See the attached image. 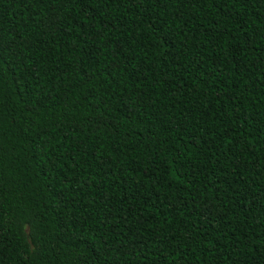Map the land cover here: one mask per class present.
<instances>
[{
  "label": "trees",
  "instance_id": "16d2710c",
  "mask_svg": "<svg viewBox=\"0 0 264 264\" xmlns=\"http://www.w3.org/2000/svg\"><path fill=\"white\" fill-rule=\"evenodd\" d=\"M0 264H264V0H0Z\"/></svg>",
  "mask_w": 264,
  "mask_h": 264
}]
</instances>
